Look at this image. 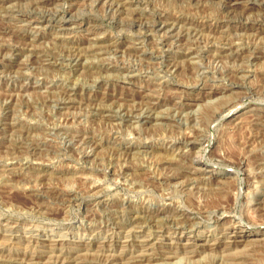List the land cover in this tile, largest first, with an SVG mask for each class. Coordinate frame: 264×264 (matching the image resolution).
I'll return each mask as SVG.
<instances>
[{
    "label": "rangeland",
    "instance_id": "rangeland-1",
    "mask_svg": "<svg viewBox=\"0 0 264 264\" xmlns=\"http://www.w3.org/2000/svg\"><path fill=\"white\" fill-rule=\"evenodd\" d=\"M41 1L0 3V264H264V0H107L123 15L105 0ZM164 19L172 32L154 26ZM25 36L50 63L11 51ZM84 39L103 47L69 59ZM141 101L162 106L130 112ZM164 208L161 230L130 224L128 210ZM179 220L194 226L185 237ZM225 228L219 248L202 245ZM156 249L177 253L128 260Z\"/></svg>",
    "mask_w": 264,
    "mask_h": 264
},
{
    "label": "bare ground",
    "instance_id": "bare-ground-1",
    "mask_svg": "<svg viewBox=\"0 0 264 264\" xmlns=\"http://www.w3.org/2000/svg\"><path fill=\"white\" fill-rule=\"evenodd\" d=\"M5 0H0V3H3ZM41 1V0H40ZM40 1H36V2H34V0H33V4H36V3H40ZM48 2L49 1H52V0H47ZM103 1V0H102ZM119 1V0H118ZM41 2H45L44 0L43 1H41ZM105 2H107L106 3V5H108V7H110L111 8V10H113L114 12H115V14H117V15H123V14H125L126 12H127V10H126V8H125V6L122 4V3H111V2H109V1H107V0H105L104 1V3ZM238 2V1H237ZM56 3V2H55ZM240 3L238 2V3H236V1H234V0H228L227 2H226V8L229 10V9H231V8H235L236 6H238ZM8 5V4H7ZM39 5V4H38ZM2 6H4L3 4H2ZM5 7V6H4ZM1 8V7H0ZM2 9V8H1ZM8 10V9H7ZM10 11H11V9H9ZM8 12V11H7ZM123 17V16H122ZM135 21H138V19H137V17H136V15H135ZM46 20V19H45ZM29 21V20H28ZM168 23H169V21L167 22V20L166 19H164L163 21H161V22H159V20H157V21H155V25L154 26H162V29H165V28H167L168 27ZM32 26V25H31ZM151 26V25H150ZM52 27V26H51ZM170 27V26H169ZM172 27H170V28H167V29H170V31L172 32V29H171ZM8 27L7 26H3V25H1L0 24V34H4V33H7V31H8ZM166 29V30H167ZM152 30V29H151ZM199 30V29H198ZM169 31V30H168ZM201 32V31H200ZM169 33V32H168ZM173 34V33H172ZM171 34V35H172ZM182 34V33H181ZM199 34V33H198ZM197 34V35H198ZM174 35V34H173ZM178 35V34H177ZM177 35L175 36V37H177ZM194 35H195V33H194ZM20 36H23V35H20ZM4 37V36H3ZM182 37V36H181ZM23 39H25V41H27V42H30L28 45L30 46V47H28V48H26V49H24L23 47L22 48H20V47H13V48H11V51H13V52H15V51H21V52H25V51H29V52H32V54H33V52H34V54H35V50L31 47L32 45H31V37H28V36H25V37H23ZM177 39V38H176ZM179 39V38H178ZM174 40H175V38H174ZM89 41V40H88ZM88 41H86V39H84V40H82L81 41V43H80V46L75 50V51H72V50H70V54H67L69 57V59H70V57H74V58H76V60L79 58V59H81L80 57L82 56L81 55V53L83 52V51H90L91 52V50H95L96 48H98V47H103V46H101L102 45V43H99V44H101L100 46H92V44H91V46H87L86 47V45H85V47L83 46V44H85L86 42H88ZM90 41H92V40H90ZM95 41V40H94ZM171 41V40H170ZM93 42V41H92ZM179 42V41H178ZM205 42V41H204ZM90 43V42H89ZM110 44V43H109ZM1 45V44H0ZM15 45V44H14ZM17 45V44H16ZM75 45V44H74ZM113 46L114 45H112V46H108V48H113ZM115 48V47H114ZM229 48H230V46H229ZM232 48V47H231ZM22 49H24L23 51H22ZM75 49V48H74ZM191 49V48H190ZM198 49V48H197ZM236 49V48H235ZM235 49H233V50H235ZM5 50V48L4 47H2L1 49H0V58L2 57L3 58V56H2V53H3V51ZM6 50H8V49H6ZM5 50V51H6ZM104 50V49H103ZM37 51H39V50H37ZM72 51V52H71ZM101 51V50H100ZM229 51H231L232 52V49H227L226 47L224 48V47H220V48H218V49H216V52H217V55H219V57L221 56H223L224 54H226V52H229ZM237 51V50H236ZM41 52V51H40ZM235 52V51H234ZM5 53V52H4ZM46 53V52H45ZM69 53V52H68ZM159 53V52H158ZM28 54V53H27ZM41 54V53H40ZM38 52L35 54V57H38V58H40V59H42L43 58V62H45V61H47V63L49 62L48 60V58H51V56H53V55H51V53L50 54H43V51H42V55H40ZM123 54V53H122ZM257 55V54H256ZM44 58H47V59H44ZM223 58V57H222ZM4 59V58H3ZM39 59V60H40ZM28 60V59H27ZM2 60H0V67L3 65V63L1 62ZM4 61V60H3ZM78 61V60H77ZM79 62V61H78ZM38 63V62H37ZM50 63V62H49ZM63 63V62H62ZM176 64V63H175ZM117 65V64H116ZM4 66V65H3ZM43 66H45V65H43ZM119 67V66H118ZM124 71V70H123ZM124 75V74H123ZM194 82V81H193ZM157 85V84H156ZM27 88V86H25L23 89H26ZM47 89V88H46ZM216 89H217V87H216ZM218 89H225V88H221V87H219ZM224 91V90H223ZM7 92V91H6ZM222 92V91H221ZM48 93H49V91H48ZM212 94V93H214L215 94V91L214 90H211V92H209V94ZM178 94V93H177ZM206 94V93H205ZM219 94V93H218ZM66 96L67 97V95H68V92H67V90H64L63 91V96ZM70 95V94H69ZM176 95V94H175ZM208 95V94H207ZM7 96H8V99H10L11 100V104L13 103V101H14V98H15V94H14V92H13V90H9V93L7 94ZM5 97H6V95H5ZM48 97V96H47ZM50 97V96H49ZM51 98V97H50ZM52 98H54V97H52ZM62 98V97H61ZM64 98V97H63ZM54 99H56V98H54ZM58 99V98H57ZM65 99V98H64ZM68 99V98H67ZM59 100V99H58ZM171 101V100H170ZM51 102V101H50ZM57 102V101H56ZM68 101H63L62 102V100L61 101H58L57 102V104L58 105H64V104H66ZM222 102V101H221ZM240 101H233V102H228L227 104H225V106H224V108L223 109H221L220 111H219V113L221 114L222 113V111L224 110V109H228V110H235V108L238 106V105H240V103H239ZM187 103V102H186ZM186 103H184V104H180V108H184L183 107V105H188V104H186ZM226 103V102H225ZM10 104V105H11ZM16 104V103H15ZM33 104V103H32ZM88 104V103H87ZM162 104V102L161 101H157V102H149V101H141V102H139L134 108H132L131 110H130V112H133L134 110H138V109H142V110H145V109H149V110H154V109H157V108H159L160 106H162L161 105ZM164 104V103H163ZM224 104V103H223ZM23 105V104H22ZM211 105V104H210ZM219 105V104H218ZM12 106V105H11ZM10 106V107H11ZM13 106H14V103H13ZM53 106V105H52ZM55 106V105H54ZM108 106V105H107ZM221 106V105H220ZM10 107H6L7 109H9ZM167 107V106H166ZM177 107H179V106H177ZM216 107V106H215ZM96 108V107H95ZM98 108V107H97ZM94 109V110H98L97 112H95L94 114H97V113H99V112H103V110H106L105 108H102V109ZM179 108V109H180ZM12 110V109H11ZM178 110V109H177ZM107 112V111H106ZM210 112V111H209ZM35 113V112H34ZM104 113V112H103ZM105 114V113H104ZM111 114V113H110ZM30 115V114H29ZM130 115H132V114H130ZM215 115H216V112H211L210 113V116L211 117H215ZM133 116V115H132ZM151 116V115H150ZM192 116V115H191ZM111 117V116H110ZM128 118V117H127ZM264 118V117H263ZM261 119V121H263L264 119ZM192 119V118H191ZM260 123H262V122H260ZM264 123V122H263ZM262 125V124H261ZM5 127V126H4ZM6 129V128H5ZM114 129V128H113ZM7 130L8 131H16L17 130V125H15L14 123H9V124H7ZM104 134V133H103ZM65 136V135H64ZM67 136V135H66ZM77 136V135H76ZM79 136V135H78ZM81 136V135H80ZM16 137V136H15ZM189 138H191V137H189ZM187 139V143H190V144H194L195 143V140H191V139ZM196 138V137H195ZM194 138V139H195ZM68 139V138H67ZM96 139V138H95ZM71 140V139H70ZM92 139H89V143L90 144H95V145H99V143H97V142H93V141H91ZM18 141V140H17ZM76 143V142H75ZM37 145V144H36ZM94 145V146H95ZM18 146V145H17ZM18 148V147H17ZM96 148V147H95ZM38 151V150H37ZM7 152V151H6ZM47 153V152H46ZM14 156V155H13ZM224 158H225V156H224ZM224 158H223V160H224ZM264 158V157H263ZM260 159H262V158H260ZM226 160V159H225ZM4 164V163H3ZM132 165V164H131ZM197 176V175H196ZM195 181V180H194ZM224 186V185H223ZM215 189V188H214ZM219 189V188H218ZM218 191V190H217ZM221 191V190H220ZM46 192V191H45ZM44 192V193H45ZM219 192V191H218ZM221 193L222 192H219L218 194H219V196H220V198H222V196H221ZM224 193V192H223ZM227 193H228V191H227ZM71 196V195H70ZM67 198H68V200L67 201H69V200H71V197H69V195L67 196ZM64 199V198H63ZM223 199V198H222ZM249 200H251V199H249ZM209 207H210V205H208ZM213 206V205H212ZM218 206V205H217ZM224 206V208H225V205H223ZM227 206V205H226ZM206 207V206H205ZM220 207V206H219ZM113 208V207H112ZM129 208V207H128ZM211 208V207H210ZM221 208H223V207H221ZM168 208H164L163 210H158V211H156V212H150V215H147V216H141V215H139V213H137V212H133L132 211V209L131 210H128V215H129V217H130V224H133V227H139L138 225H141L142 223H140L139 222V220L140 219H146L147 221H144V222H148L149 224H156L155 225V227L157 226V228H159V230H161L160 228H162V226H158V224L160 223V222H158L159 220H158V218H159V215H161L162 214V211H165V210H167ZM205 209V208H204ZM126 210V209H125ZM225 210H226V208H225ZM182 211V210H181ZM211 211V210H210ZM227 211V210H226ZM206 212V211H205ZM119 213V211H115V214H118ZM127 214V213H126ZM132 214V215H131ZM133 214H135V215H133ZM202 214V213H201ZM174 217V216H173ZM141 221V220H140ZM190 222V220H185V221H181V220H179V222L178 223H176V225H179L178 227H175L176 229H172L173 231H174V233L175 234H183L184 235V237L185 236H187V231H191L192 232V230H190L191 228H193L194 226L191 224V223H189ZM192 222H194V221H192ZM189 223V224H188ZM152 224V225H153ZM259 224V223H258ZM115 225V224H114ZM143 225V224H142ZM132 227V226H131ZM141 227V226H140ZM143 227V226H142ZM139 229V228H138ZM141 229V228H140ZM163 229V228H162ZM228 229H231V228H225V229H223L224 231H226V230H228ZM150 230V229H149ZM130 231V235H132L133 236V232H132V230H129ZM222 232V233H220L219 234V236H214L213 235V237H211V239L210 240H212V241H214V243H212V244H202L203 246H207V247H212V248H214V249H217V248H219V246H221V244L223 243V240L225 239V238H227V231L226 232ZM127 232V231H126ZM231 232V231H230ZM233 232V231H232ZM169 233V232H168ZM76 234V233H75ZM162 235H165V234H162ZM162 235H160L161 237H162ZM130 237V236H129ZM151 237H153V235L151 234ZM158 237V236H157ZM118 239V238H117ZM127 240V239H126ZM193 240V239H192ZM56 241H58V240H56ZM150 240L149 239H144V240H142V241H138V243H139V246L141 245V247H143L144 245H146V244H148V242H149ZM254 241H256V240H254ZM116 242V241H115ZM124 242V241H123ZM243 242V241H242ZM59 242H53L52 244H53V246L51 247V248H53L54 247V245H56V244H58ZM228 243V242H227ZM235 243H239L238 241H236L235 239L231 242V245L229 246V247H231L233 244H235ZM248 244V243H247ZM100 245V244H99ZM149 245V244H148ZM152 245V244H151ZM188 245V244H187ZM195 245H197L198 246V244H196V242H195ZM251 245V244H250ZM260 245V244H259ZM258 244H253V245H251V247L253 248V247H257V246H259ZM263 245V244H262ZM48 246V245H47ZM50 246V245H49ZM48 246V247H49ZM138 246V245H137ZM138 246V247H139ZM56 247V246H55ZM88 247V246H87ZM108 247V246H107ZM146 247V246H145ZM255 247V248H256ZM65 248V247H64ZM202 246H198L197 247V249H193L194 251H192V254L193 253H197V252H199V251H202ZM50 249V248H49ZM144 249V248H143ZM152 249L154 250V248L152 247ZM188 249H190V248H188ZM204 249H206L205 247H204ZM48 250V249H47ZM110 250V249H109ZM156 250H158V249H156ZM185 250V249H184ZM192 250V249H191ZM55 251V250H54ZM144 251V250H143ZM160 251H162V252H164V253H160ZM171 251H173L172 250V248H171ZM169 249H168V251L167 250H158V252L157 253H155V254H152V253H142V252H140L139 254H137L136 252H132L131 253V256H129V258H128V260H132V262H134V261H139V260H141V259H143V258H146V257H161V258H164V259H169V258H173L174 256H175V254L177 253V252H171ZM176 251V250H175ZM205 251V250H204ZM213 251V250H212ZM72 253V252H71ZM86 253V252H85ZM97 253V252H96ZM100 253V252H99ZM167 253V254H166ZM49 254V253H48ZM53 254V253H52ZM200 254V253H199ZM207 254V253H206ZM210 254V253H209ZM32 255V254H31ZM71 255V254H70ZM81 255V254H80ZM93 255V254H92ZM116 255V254H115ZM118 255V254H117ZM173 255V256H172ZM196 255H198V253L196 254ZM195 255V256H196ZM238 255V254H237ZM23 257V256H22ZM122 257H124V256H122ZM122 257L120 258L119 257V259H117V257H114V255L112 256H106L105 257V259H98L99 261H98V263L97 264H111V263H114V262H116L117 260H124V259H122ZM150 257V258H151ZM202 257V256H201ZM214 257V256H213ZM217 257V256H216ZM24 258V257H23ZM75 258H77V257H75ZM74 258V259H75ZM189 258V257H188ZM33 259V258H32ZM73 259V260H74ZM94 259V258H93ZM126 259V258H125ZM147 259V258H146ZM179 259V258H178ZM181 259V258H180ZM190 259V258H189ZM35 260V259H34ZM86 260V259H85ZM127 260V259H126ZM175 260V259H174ZM182 260V259H181ZM201 260V259H200ZM68 261H72L71 260V258H68V257H64V258H61V260H59V261H56L55 263L56 264H65L66 262H68ZM78 261H80V260H78ZM77 261V262H78ZM93 261V260H92ZM40 262V261H39ZM51 262V260H49V263ZM74 262V261H73ZM77 262H75L74 264H76ZM97 262V261H96ZM181 262V261H180ZM29 263H32L31 261L29 262ZM44 263V262H43ZM82 262L80 261V264H81ZM136 263V262H135ZM169 263V262H168ZM190 263V262H189ZM35 264V263H34ZM37 264V263H36ZM39 264H42L41 262L39 263ZM45 264V263H44ZM52 264V263H51ZM87 264V263H86Z\"/></svg>",
    "mask_w": 264,
    "mask_h": 264
}]
</instances>
